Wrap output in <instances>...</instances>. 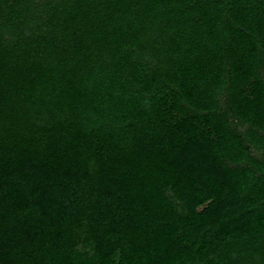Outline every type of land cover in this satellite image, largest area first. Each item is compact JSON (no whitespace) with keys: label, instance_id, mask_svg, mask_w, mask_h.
I'll return each instance as SVG.
<instances>
[{"label":"trees","instance_id":"obj_1","mask_svg":"<svg viewBox=\"0 0 264 264\" xmlns=\"http://www.w3.org/2000/svg\"><path fill=\"white\" fill-rule=\"evenodd\" d=\"M0 264H264V0H0Z\"/></svg>","mask_w":264,"mask_h":264}]
</instances>
